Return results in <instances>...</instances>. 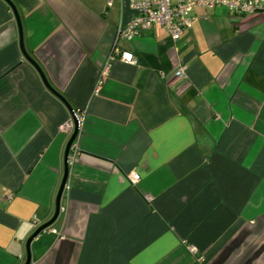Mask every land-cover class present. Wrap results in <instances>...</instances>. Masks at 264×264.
Listing matches in <instances>:
<instances>
[{
	"label": "crops",
	"instance_id": "obj_1",
	"mask_svg": "<svg viewBox=\"0 0 264 264\" xmlns=\"http://www.w3.org/2000/svg\"><path fill=\"white\" fill-rule=\"evenodd\" d=\"M13 1L27 51L83 116L32 264H264V11L196 7L176 41L157 24L126 40L130 0ZM71 119L0 0V264H24L55 213Z\"/></svg>",
	"mask_w": 264,
	"mask_h": 264
},
{
	"label": "built area",
	"instance_id": "obj_2",
	"mask_svg": "<svg viewBox=\"0 0 264 264\" xmlns=\"http://www.w3.org/2000/svg\"><path fill=\"white\" fill-rule=\"evenodd\" d=\"M225 6L229 9L231 15L241 20L245 16L264 11V0H130V8L133 16L129 22H121L118 32V38L130 40L138 36L143 30L150 29L154 25H161L166 28L174 41L180 39L183 32L190 28L195 18L192 10L196 7H218ZM116 55L125 62L136 64L137 58L130 51H119L115 49ZM111 57V59H113ZM108 70V66L103 72ZM187 66L180 63L175 74L180 77L186 75ZM80 123L83 116L77 112ZM73 121L66 123L62 130L65 132L73 131ZM79 153L78 142L72 145L69 163H74ZM129 177L133 182L140 179L137 172H132ZM38 225V223H36ZM49 228V227H48ZM48 228L44 229L46 231ZM54 230V229H53Z\"/></svg>",
	"mask_w": 264,
	"mask_h": 264
},
{
	"label": "water",
	"instance_id": "obj_3",
	"mask_svg": "<svg viewBox=\"0 0 264 264\" xmlns=\"http://www.w3.org/2000/svg\"><path fill=\"white\" fill-rule=\"evenodd\" d=\"M9 6L11 7L13 13L15 14L17 23H18V28H19V36H20V47L22 50V53L24 57L27 59V61L35 67V69L38 71L40 74L44 85L46 86L49 91H51L55 96H57L65 105L68 107L71 116H72V121L74 124L73 127V132L71 133V136L67 142L66 149H65V154H64V174L59 186V190L56 196V209L55 213L52 216L51 219L46 221L45 223L39 225L37 229L28 237L27 242H26V247H27V259L24 264H32V251H31V244L34 239L37 238V236L44 231V229L50 227L53 225L57 217L59 216L60 210H61V199L62 195L64 193L65 188L67 187V183L69 180V175H70V163H69V156H70V151L72 148V145L77 141L78 136H79V131H80V120L78 117V110L75 109L70 102L67 100V98L59 92L53 85L50 83L49 79L47 78L43 68L41 65L29 54L25 47V40H24V30H23V23H22V18L19 14L18 8L16 4L14 3L13 0H5Z\"/></svg>",
	"mask_w": 264,
	"mask_h": 264
}]
</instances>
